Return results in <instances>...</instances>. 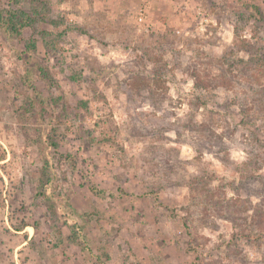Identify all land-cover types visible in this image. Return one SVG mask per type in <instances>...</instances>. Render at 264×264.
I'll return each mask as SVG.
<instances>
[{"label": "rangeland", "instance_id": "rangeland-1", "mask_svg": "<svg viewBox=\"0 0 264 264\" xmlns=\"http://www.w3.org/2000/svg\"><path fill=\"white\" fill-rule=\"evenodd\" d=\"M0 264H264V0H0Z\"/></svg>", "mask_w": 264, "mask_h": 264}, {"label": "built area", "instance_id": "built-area-1", "mask_svg": "<svg viewBox=\"0 0 264 264\" xmlns=\"http://www.w3.org/2000/svg\"><path fill=\"white\" fill-rule=\"evenodd\" d=\"M139 20L142 21V18H140Z\"/></svg>", "mask_w": 264, "mask_h": 264}]
</instances>
